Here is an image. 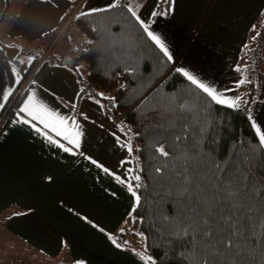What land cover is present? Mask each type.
I'll list each match as a JSON object with an SVG mask.
<instances>
[{
	"label": "crops",
	"instance_id": "crops-1",
	"mask_svg": "<svg viewBox=\"0 0 264 264\" xmlns=\"http://www.w3.org/2000/svg\"><path fill=\"white\" fill-rule=\"evenodd\" d=\"M61 1L65 15L61 18L52 13L49 26L39 29V22L46 18V13L60 9ZM94 1L107 4L104 8L120 2ZM130 1L131 9L165 40L175 68L185 69L218 92H222V83H229L231 77L235 80L230 88L233 96L238 98V89L242 87L246 97L242 103L247 100L250 88L245 84L252 82L247 83L242 55L231 60L227 54L216 52L214 24L207 21L214 20L213 13L218 9L228 8V0L224 5L218 1V7L217 2H210L206 8L202 6L200 12L195 6L200 0L192 3L174 0L168 15L155 17L152 16L154 11L160 12L162 4L168 9L169 4L162 0L154 4H149L148 0ZM80 2L76 0L71 5V0H23L16 18L25 21L28 17L30 25L18 22L16 27L8 25L4 35L0 34V105H3L0 112L6 103L3 94L10 96L28 68L39 60L38 65L45 66L37 77L32 74L28 77L27 83L30 80L31 86L20 107L34 93L37 101L61 114L75 116L83 131L79 149L82 155H71L49 145L28 125L18 123V111L12 115L0 136V264H145L137 255H145V249L135 245L141 241L137 222L131 215L137 201L126 184L111 174L129 180L131 172L127 170L133 169L138 156V145L131 129L125 125V115L117 113L106 101L82 91L80 75L87 74L88 67L76 61L79 49L67 50L69 45L57 57L50 58L47 54L55 41L54 36L48 38V35L53 34L52 30L59 24L64 26L71 22L82 7L78 8ZM2 6L9 12L6 4L0 8ZM176 16L180 19L176 20ZM190 17L202 21H183ZM13 37L33 41L31 49L28 48L32 54L30 63L24 68L20 60L24 49L22 41ZM65 56L75 61L64 65ZM232 62L235 67L231 74L224 68ZM16 65L20 67L15 68ZM226 75L229 78L225 80ZM253 83L256 97V83ZM259 98L256 104L252 101L251 109L255 122L264 130V89ZM128 143L132 145L131 152L124 146ZM86 157L109 169V173ZM131 226L135 228L134 236ZM122 228L125 232L121 246L117 247L109 234L115 237Z\"/></svg>",
	"mask_w": 264,
	"mask_h": 264
},
{
	"label": "trees",
	"instance_id": "trees-1",
	"mask_svg": "<svg viewBox=\"0 0 264 264\" xmlns=\"http://www.w3.org/2000/svg\"><path fill=\"white\" fill-rule=\"evenodd\" d=\"M129 1L120 0L108 8L73 17L86 37L76 56V61L88 67L87 74L80 75V84L83 92L125 115V125L138 145L129 181L140 185L136 188L140 200L131 215L144 236L146 256L152 257L153 264H194L196 244L179 231L186 207L178 195L179 174L187 164L203 179L210 175L213 162L227 164L248 155L252 160L251 177L258 189L264 188V149L249 119L255 87L252 82L249 96L239 109L214 103L176 72L172 61L132 16ZM38 61L28 68L6 100L0 112V120L5 118L0 136L31 86L29 80L24 87L28 77H37L43 70L45 64L38 65ZM181 104L184 109L177 116ZM185 122L189 127H182ZM176 136L183 138L177 141ZM160 146H165L169 156L159 154L156 149ZM157 168L163 170L164 179ZM135 175L141 179L133 180ZM124 232L120 230L114 237L119 244ZM262 236L264 230L257 227L255 246H248L246 255L240 257L241 264H264Z\"/></svg>",
	"mask_w": 264,
	"mask_h": 264
},
{
	"label": "snow or ice",
	"instance_id": "snow-or-ice-1",
	"mask_svg": "<svg viewBox=\"0 0 264 264\" xmlns=\"http://www.w3.org/2000/svg\"><path fill=\"white\" fill-rule=\"evenodd\" d=\"M173 2L174 0H163V3H168L170 7L161 12L154 11L152 16L168 15ZM129 11L141 25L147 37L169 61H172V54L162 36L151 30V24L142 20L136 11L131 8ZM176 72L182 73L188 81L206 93L214 103L235 109L240 108L237 98H229L226 95L228 90L218 92L183 68H177ZM8 98L9 94L4 93L3 99L6 101ZM183 109L184 105H179L176 115L179 116L181 114L179 110ZM249 119L252 120L258 136L259 146L264 149V130L251 115ZM17 122L28 125L49 145L71 155L79 153L83 131L75 116L61 114L37 101L34 93L29 95L19 108ZM182 127H189V125L185 122ZM182 138V136L175 137L177 141ZM124 146L129 152L133 150L131 143ZM156 150L162 156H169L165 146H160ZM79 154L82 155V153ZM86 159L97 164L105 173H109V169L98 164L91 157H86ZM251 164V158L245 155L227 164L213 162L210 175L203 179L187 164L183 173L179 174L181 184L178 195L186 203L185 218L179 231L196 244L194 264H241L240 257L246 255L248 246H255L257 227L264 230V188L258 189L255 185L250 173ZM127 171L134 170L128 169ZM156 172L161 174V179L165 178L161 168H157ZM111 174L115 179L126 184L128 191L139 202L140 196L137 195L136 188L140 185H134L131 181L116 176L115 173ZM132 179L139 181L141 177L135 175ZM261 183L264 184V181ZM109 239L117 247L121 246L111 234H109ZM261 242L264 243V236L261 237ZM137 255L145 264H153L151 256H145L143 253H137ZM233 257H235V262Z\"/></svg>",
	"mask_w": 264,
	"mask_h": 264
},
{
	"label": "rangeland",
	"instance_id": "rangeland-1",
	"mask_svg": "<svg viewBox=\"0 0 264 264\" xmlns=\"http://www.w3.org/2000/svg\"><path fill=\"white\" fill-rule=\"evenodd\" d=\"M15 1L16 0H9V2L7 1L5 2V0H2V3H0V5L6 4L9 9V12H7L6 6H4V8L3 6L0 8L1 35H4L3 31H6L8 25L11 26L13 24V27H16L18 22H22L23 25H30V23L27 22L28 17L25 18L26 19L25 21H22L20 19L18 20L16 18L22 10L21 8H22L23 0H17V2ZM71 1H72L71 5H73L76 2V0H71ZM156 1L157 0H148L149 4H154ZM197 1L198 0H190L191 3ZM218 1H220L221 5H224L225 0H200L198 3L195 4V6L198 8V11L200 12V8L202 6H205L206 8V5L209 4L210 2H217V7H218ZM131 2L132 1H130V4ZM97 3L98 2H95L94 0H81L78 8L80 6L82 7H80V10L77 12L78 13L88 12L90 11L89 9H91L92 7H96L97 10L99 8L103 9L104 5H107L104 4V2H100V4ZM63 4L64 2L61 1L59 3L60 9L59 8L54 9L53 11L46 13L45 15L46 18H43L39 22V29H44L45 27L49 26V22H50L49 19L52 13L59 14L61 18L65 15L66 12L64 10ZM160 4L161 3H159L158 5ZM166 8L167 5L162 4L160 6V12L166 10ZM213 16H214V20H207V21L209 23L214 24L213 27L214 29L213 36L215 38L214 49L216 52L227 54V56L231 60H235L236 58H238L240 54L242 55L244 62V67L242 69H244V71H246V73L248 74L247 83L248 82L251 83L253 81L256 83L257 94L256 97L253 98V102L254 104H256L258 102V99H260L259 96L261 95L262 90L264 89V0H228V8L222 9L221 11H219L218 9L215 13H213ZM175 18L176 20L180 19L179 16H176ZM16 20L17 23H14ZM183 21L192 23L194 21H202V19L190 17L187 19H183ZM19 28L22 27L20 26ZM52 31H54L53 34L51 33L50 35H48V38L54 36L55 41L51 44L50 48H48L47 50V54L49 53L50 58L53 55H55L56 57L61 55L64 47L68 48L69 45H71V47L68 48L67 50H71L73 48H77L80 50L82 47H84V41L86 40V37L77 27L73 19L69 24L66 23L64 26L59 24ZM13 38L21 39L22 41L20 42V44L21 46L24 47V49L22 50L23 56L20 60L22 63L21 65H23L24 68V66L30 63V59H31L30 56L32 54L30 53L29 49H31L33 41H26L21 37H13ZM1 39L4 40L5 37H1ZM36 40H39V38H36ZM8 41H12V40H8ZM179 44L181 45V43ZM40 45L41 47H44L42 43H40ZM15 63L19 64L18 62ZM82 64L84 65L85 62H82ZM14 67L19 68L20 66L16 65ZM234 67L235 65L232 62L230 66H227L224 69L229 70L232 74L234 71ZM81 69L84 68L81 67ZM228 78H229L228 75H226L225 80ZM234 82L235 80L230 77L229 83H226L225 81L222 83L221 91L225 92V90H228L226 92V95L229 98L234 97L233 92L230 90L231 86L234 85ZM27 85L28 83H26L24 87H26ZM245 86L247 87V89L252 87L251 84H245ZM238 90H239V97L237 99L241 104L242 101L246 99V97L244 95V88L239 87ZM250 115L254 119L253 116L254 112L252 113V109ZM134 231L135 228L131 226L130 227L131 234L134 233ZM6 234H9L8 231ZM138 237L141 241V244L135 243V245L140 249L144 250L145 249L144 236L142 235V233L139 232Z\"/></svg>",
	"mask_w": 264,
	"mask_h": 264
},
{
	"label": "water",
	"instance_id": "water-1",
	"mask_svg": "<svg viewBox=\"0 0 264 264\" xmlns=\"http://www.w3.org/2000/svg\"><path fill=\"white\" fill-rule=\"evenodd\" d=\"M75 60L72 57H64L62 60V64L66 65V64H71L72 62H74Z\"/></svg>",
	"mask_w": 264,
	"mask_h": 264
},
{
	"label": "built area",
	"instance_id": "built-area-1",
	"mask_svg": "<svg viewBox=\"0 0 264 264\" xmlns=\"http://www.w3.org/2000/svg\"><path fill=\"white\" fill-rule=\"evenodd\" d=\"M121 1H129V0H121ZM5 118H2L0 120V129L2 128L3 124H4Z\"/></svg>",
	"mask_w": 264,
	"mask_h": 264
}]
</instances>
